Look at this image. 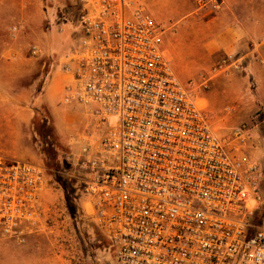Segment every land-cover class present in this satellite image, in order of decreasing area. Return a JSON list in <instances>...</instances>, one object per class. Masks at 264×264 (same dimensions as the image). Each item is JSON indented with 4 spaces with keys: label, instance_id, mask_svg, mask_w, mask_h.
<instances>
[{
    "label": "built area",
    "instance_id": "2783aa9c",
    "mask_svg": "<svg viewBox=\"0 0 264 264\" xmlns=\"http://www.w3.org/2000/svg\"><path fill=\"white\" fill-rule=\"evenodd\" d=\"M67 1L77 28L59 61L60 102L79 116L67 169L0 153V241L24 244L40 226L57 173L81 193L114 264H264V162L251 156L250 129L216 134L143 6ZM230 66L240 69L226 56L212 73Z\"/></svg>",
    "mask_w": 264,
    "mask_h": 264
},
{
    "label": "rangeland",
    "instance_id": "374dc122",
    "mask_svg": "<svg viewBox=\"0 0 264 264\" xmlns=\"http://www.w3.org/2000/svg\"><path fill=\"white\" fill-rule=\"evenodd\" d=\"M132 1L143 6L163 31L165 56L183 83H195L199 104L216 134L225 136L247 126L251 156L264 162V155L256 153L264 109L251 113L255 100L239 59L245 49L237 37L248 27L241 12L244 2ZM76 17V8L67 0H0V153L40 162L52 172L58 164L48 166L42 149L47 145L58 156L65 153L79 120L60 102L59 78V61L72 45ZM33 45L38 47L36 55ZM226 56L238 59L240 69L230 66L212 73ZM45 82L47 112L36 105ZM40 126L44 135L37 133ZM40 209L41 224L24 244L0 241V264H114L109 243L91 220L74 183L51 176Z\"/></svg>",
    "mask_w": 264,
    "mask_h": 264
},
{
    "label": "crops",
    "instance_id": "0c3cea01",
    "mask_svg": "<svg viewBox=\"0 0 264 264\" xmlns=\"http://www.w3.org/2000/svg\"><path fill=\"white\" fill-rule=\"evenodd\" d=\"M240 1L244 2L245 8H243L241 12L243 13V16L246 17L248 27L241 30L240 35L237 37L242 41V47L245 49L239 59L244 61L242 72L245 80L250 84L251 97L255 100V103H253L255 107H251V113L253 114L258 107L264 109V0ZM232 3L234 5L235 3L238 4L236 0H233ZM59 78L61 89L62 77L59 76ZM45 90L46 82L44 83L42 93L36 98L38 101L36 105L39 108V105H42L41 107H44L47 112L49 106L44 101ZM30 121L31 118L29 117L28 122ZM248 122H250V119ZM258 136L259 143H257L258 149L256 153L261 157L264 155V125L258 129Z\"/></svg>",
    "mask_w": 264,
    "mask_h": 264
},
{
    "label": "trees",
    "instance_id": "16d2710c",
    "mask_svg": "<svg viewBox=\"0 0 264 264\" xmlns=\"http://www.w3.org/2000/svg\"><path fill=\"white\" fill-rule=\"evenodd\" d=\"M43 132H44V131H43V128H42V126H40V128H38V130H37V133L40 134V135H44ZM46 146H47V145H46ZM46 146H45V148L42 149V151H43V153H45V154L48 156V159H47V165H48V166H53V165H57V164H58V166H57L58 169L56 170V172L67 169V165H66V163H65V161H64V156H65V153H66V152H65V153L63 152L62 155L58 156V155H56V154L54 153V150H52L51 147H46ZM56 163H57V164H56ZM54 177H55L56 179H58L59 181L71 182V181H69L66 177H64V176H62V175H59V174H57V173L54 175ZM72 183H73V182H72ZM68 205H69V207H70L71 209H73L72 206H71V204L68 203ZM261 215H262V213H260V214L258 215L257 222H260ZM106 239H107V238H106ZM107 241H108L109 246H110V242H109L108 239H107Z\"/></svg>",
    "mask_w": 264,
    "mask_h": 264
}]
</instances>
